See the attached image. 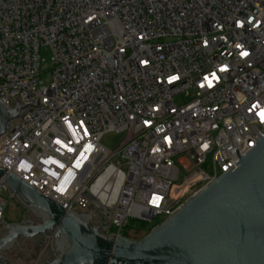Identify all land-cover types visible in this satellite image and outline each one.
<instances>
[{
    "label": "built area",
    "instance_id": "built-area-1",
    "mask_svg": "<svg viewBox=\"0 0 264 264\" xmlns=\"http://www.w3.org/2000/svg\"><path fill=\"white\" fill-rule=\"evenodd\" d=\"M0 101L28 107L0 170L110 234L149 232L263 137L264 0H0Z\"/></svg>",
    "mask_w": 264,
    "mask_h": 264
},
{
    "label": "water",
    "instance_id": "water-1",
    "mask_svg": "<svg viewBox=\"0 0 264 264\" xmlns=\"http://www.w3.org/2000/svg\"><path fill=\"white\" fill-rule=\"evenodd\" d=\"M28 107L0 101V136ZM229 170L189 197L141 239L108 233L88 213L65 212L16 176L3 187L37 223L0 222V264L19 240L42 237L54 258L44 264H264V132Z\"/></svg>",
    "mask_w": 264,
    "mask_h": 264
},
{
    "label": "rangeland",
    "instance_id": "rangeland-1",
    "mask_svg": "<svg viewBox=\"0 0 264 264\" xmlns=\"http://www.w3.org/2000/svg\"><path fill=\"white\" fill-rule=\"evenodd\" d=\"M39 58L41 61L40 79L46 83V77L51 68V53L49 49L46 47L40 48ZM183 100H185L184 96L176 98L177 102ZM121 138L122 134L108 133L102 137L101 144L105 148L112 150L117 147ZM1 197L6 199L3 221L8 224H20L24 220L27 213L13 197H10L8 192H2ZM29 220L34 223L38 222L33 217L29 218ZM150 226L151 225H149V227ZM4 233V230L0 226V237ZM45 244L46 243L38 245L36 243L21 240L19 246L10 250L6 256L13 264H42L43 261L54 258V254L50 247L47 248V252H43Z\"/></svg>",
    "mask_w": 264,
    "mask_h": 264
},
{
    "label": "trees",
    "instance_id": "trees-1",
    "mask_svg": "<svg viewBox=\"0 0 264 264\" xmlns=\"http://www.w3.org/2000/svg\"><path fill=\"white\" fill-rule=\"evenodd\" d=\"M147 226L141 222H133L127 225L123 231V235L134 240L141 239L147 233Z\"/></svg>",
    "mask_w": 264,
    "mask_h": 264
},
{
    "label": "flooded vegetation",
    "instance_id": "flooded-vegetation-1",
    "mask_svg": "<svg viewBox=\"0 0 264 264\" xmlns=\"http://www.w3.org/2000/svg\"><path fill=\"white\" fill-rule=\"evenodd\" d=\"M29 218H32V216H30L29 214H26L24 220L22 222L26 223V224H29V223H34L33 221L29 220ZM35 224V223H34ZM21 240L18 241V245L15 246V247H18L19 246V243H20ZM24 241V240H23ZM28 242H32V243H36L38 245L40 244H43V243H49V241H46L44 238L42 237H39V238H36L32 241H28Z\"/></svg>",
    "mask_w": 264,
    "mask_h": 264
}]
</instances>
